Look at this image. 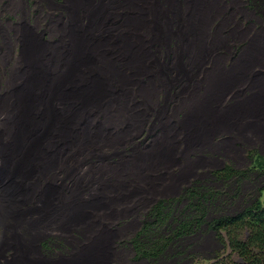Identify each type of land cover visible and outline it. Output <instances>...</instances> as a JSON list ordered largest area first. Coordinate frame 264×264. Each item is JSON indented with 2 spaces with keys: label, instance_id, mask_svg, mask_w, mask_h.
Instances as JSON below:
<instances>
[{
  "label": "rangeland",
  "instance_id": "rangeland-1",
  "mask_svg": "<svg viewBox=\"0 0 264 264\" xmlns=\"http://www.w3.org/2000/svg\"><path fill=\"white\" fill-rule=\"evenodd\" d=\"M262 26L244 0H0V214L16 239L35 254L61 238V264H151L131 242L143 216L221 165L251 176L223 213L264 205ZM212 218L182 264L238 260Z\"/></svg>",
  "mask_w": 264,
  "mask_h": 264
},
{
  "label": "trees",
  "instance_id": "trees-1",
  "mask_svg": "<svg viewBox=\"0 0 264 264\" xmlns=\"http://www.w3.org/2000/svg\"><path fill=\"white\" fill-rule=\"evenodd\" d=\"M244 2L261 21L264 31V0ZM235 47L238 50L241 45ZM195 157L197 156L191 158ZM211 157L218 156H210L208 159H212ZM234 168L233 164L228 165L216 172V178L213 174L208 175L205 180L196 181L184 189L178 198L163 200L153 206L149 213L143 216L140 230L131 241L140 256L149 259L151 264H182L190 255L191 248L196 245L195 242H187V239L198 232L202 226L201 220L211 213L213 218L208 227L216 233L218 230L226 232L229 240L226 245L238 257V260L231 264H264V205L259 200H248L247 205L235 213H223L227 208H233L243 192V184L251 178L248 170ZM218 182L222 185L219 188L209 185ZM182 202H185V205L178 210L177 206ZM175 207L177 216L171 218L170 215L173 220L170 226L166 212L174 210ZM156 217V222H153L152 219ZM127 221H120L119 227ZM239 231L246 233L243 241L237 238ZM218 238L223 244L221 237Z\"/></svg>",
  "mask_w": 264,
  "mask_h": 264
},
{
  "label": "flooded vegetation",
  "instance_id": "flooded-vegetation-1",
  "mask_svg": "<svg viewBox=\"0 0 264 264\" xmlns=\"http://www.w3.org/2000/svg\"><path fill=\"white\" fill-rule=\"evenodd\" d=\"M258 153L260 154L259 151ZM223 168L224 165H221L219 169L222 170ZM214 177L216 178L217 175ZM3 207L4 206L0 203V213ZM6 215L7 216L3 217V215L0 214V264H61V262L56 259L62 246L61 238L48 236L47 239L39 245L38 251L33 254L29 244L25 241H21V239H16V234L12 231L13 223L11 224L9 220H15L14 212H10V214L6 212ZM10 215H12V217ZM156 220L157 217L152 219L153 222H156ZM89 261L90 260H87L86 263H84L83 260L81 262L76 261L74 264H88ZM65 264H70V260L66 261Z\"/></svg>",
  "mask_w": 264,
  "mask_h": 264
}]
</instances>
